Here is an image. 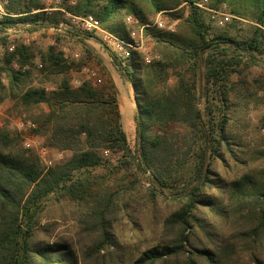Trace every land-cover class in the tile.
<instances>
[{"label": "trees", "instance_id": "trees-1", "mask_svg": "<svg viewBox=\"0 0 264 264\" xmlns=\"http://www.w3.org/2000/svg\"><path fill=\"white\" fill-rule=\"evenodd\" d=\"M8 1L11 16L0 20V104L13 101L36 136L70 157L45 168L16 132L0 126V264L118 263L113 222L127 188L112 193L104 174H123L136 186L145 179L149 202L177 206L158 242L130 264H264V171L252 167L264 149L243 125L254 101L248 77L264 69V0H208L210 9L227 4L248 21L245 35L236 24L218 26L201 0H62L51 11L44 0ZM161 13L181 20L176 31L152 26ZM90 16L125 42L132 16L154 43L149 63L138 51L126 59L107 49L134 90L135 150L111 77L100 87L89 79L75 85L74 65L57 43L43 49L8 33L54 29L58 41L75 40L91 53L87 41L98 40L97 31L73 20ZM51 199L84 208L77 245L39 238L48 232L41 215Z\"/></svg>", "mask_w": 264, "mask_h": 264}, {"label": "rangeland", "instance_id": "rangeland-1", "mask_svg": "<svg viewBox=\"0 0 264 264\" xmlns=\"http://www.w3.org/2000/svg\"><path fill=\"white\" fill-rule=\"evenodd\" d=\"M61 1L62 0H44L43 3L47 10L51 11L57 7ZM207 3L204 5L207 8L205 10H212L207 6ZM179 11L182 15L181 19L187 17L188 7L186 5L183 4ZM212 11H222L225 14L230 15L231 20L226 24H228V26L236 24L242 29L240 32L241 34L245 35L248 31L250 23L239 16L233 15L227 4H222L219 8L213 9ZM221 19L222 18H220V20ZM152 20V23L156 20L162 21L165 25V28L162 29L163 31H176L178 27L177 25L181 22L180 19H171L170 16L162 13L154 16ZM214 21L217 24L216 20ZM127 26L131 32L139 31V29H141V27H138L137 25L130 26L127 24ZM8 33L11 35V40L19 39L26 44L34 42L38 47L43 49L57 43L58 48L63 51L67 61L74 65V71L72 73L74 80L78 79L82 81L88 79V71L93 70L102 80V83L98 85L99 87L104 85L109 77H111L114 82L116 81L119 87L117 89L119 91L120 109L123 115V128L126 132L131 149L135 150L137 141V127L135 120L137 106L134 97V90L129 81L121 75L112 61L110 52L107 49L117 54L118 52H116L113 43L108 40V33L99 31L97 32L98 40L87 41L91 53H88L75 40L63 38L58 41L54 29L34 34L25 31H9ZM142 35L147 51L151 54L154 43L150 37L145 36L144 30ZM105 45L108 46V48H106ZM141 54L144 56L143 53ZM249 76L248 81L252 91H254V101L249 104L246 120L243 125L246 134H248V138L259 139V147L264 149V92L261 91V89L264 88V69H254ZM48 87V90H52V86ZM14 104L15 103L9 99L0 104V126L8 127L13 132H16L21 138L23 147L37 153L45 168L54 167L68 160L70 152L53 149L48 146L46 138L36 136L33 133V129L35 128L30 126L33 123L25 119V116L19 117L17 112L14 111ZM199 107L203 109L204 105L201 104ZM245 126H247V129ZM28 144H31L30 148L27 147ZM42 149L46 150V154L41 152ZM256 158L259 159L252 163V167L264 171V157H259V155H257ZM104 175L108 180L107 187L112 193H117V191L120 190V187H123V189L127 188L125 192L123 190L118 201V207L115 209L113 232L115 235L117 250L119 252V261L118 263L116 262V264H130L144 250L158 242L162 234V227L165 218L172 212L176 211L177 206L169 201L159 200L157 203L149 202L147 189L150 185L145 179H141V185L136 186L135 182H132V178L127 179L123 174L118 177ZM82 209L84 208L80 205L64 199L49 200L41 215V223L47 227L48 232L39 233V238L43 241H48L51 245L61 240L73 241L77 245L82 232L79 224V220L82 216ZM77 249L80 251L79 247H77ZM102 254L106 253L103 252ZM80 264L82 263L80 262Z\"/></svg>", "mask_w": 264, "mask_h": 264}, {"label": "built area", "instance_id": "built-area-1", "mask_svg": "<svg viewBox=\"0 0 264 264\" xmlns=\"http://www.w3.org/2000/svg\"><path fill=\"white\" fill-rule=\"evenodd\" d=\"M208 2V0H201L199 6L203 9H207L204 5ZM9 4L8 0H0V20L4 19L5 17H9L10 13L7 10V6ZM213 14L212 18L214 20H216L217 24L219 26H224V24H226L227 22H229L231 20V16L225 14L222 11H212L210 10ZM220 18H222L220 20ZM219 19V22H218ZM74 22L78 23H82L83 27L85 30L87 31H102L100 28V25L98 23L97 20H95L93 17H88L85 19H78V18H74L73 19ZM126 23L130 26H134L135 25V19L132 16H129L126 20ZM152 26L157 27L158 29L162 30L163 28H165V25L162 21L156 20ZM143 27H141V29H139V31H132L130 34V42H125L123 40L117 39L112 37L111 35H107L108 36V40L111 41L114 45V48L116 50V52H118V54L123 57V58H129L131 56V52L132 51H138L144 54V56L146 57V61L149 63L151 61V57L150 54L147 51V48L143 42ZM88 79L91 80L93 82L94 86H98L102 83V80L98 77V74L91 70L88 71ZM75 85H79L80 84V80H74ZM33 128H35V125H30ZM28 148L31 147V144L27 145ZM43 154H46V150L42 149L41 151Z\"/></svg>", "mask_w": 264, "mask_h": 264}, {"label": "crops", "instance_id": "crops-1", "mask_svg": "<svg viewBox=\"0 0 264 264\" xmlns=\"http://www.w3.org/2000/svg\"><path fill=\"white\" fill-rule=\"evenodd\" d=\"M115 84H116V86H117V88H119L118 87V83L115 81ZM119 106H120V104H119ZM121 107V106H120ZM121 110V109H120ZM121 114H122V111H121ZM122 119H123V115H122ZM123 121V120H122Z\"/></svg>", "mask_w": 264, "mask_h": 264}]
</instances>
